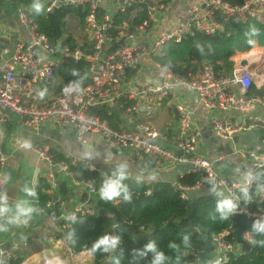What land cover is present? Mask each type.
I'll list each match as a JSON object with an SVG mask.
<instances>
[{"label":"built area","instance_id":"obj_1","mask_svg":"<svg viewBox=\"0 0 264 264\" xmlns=\"http://www.w3.org/2000/svg\"><path fill=\"white\" fill-rule=\"evenodd\" d=\"M119 1V4H114L112 0H44L47 9L45 14H53L69 6L88 9L85 20L88 39L74 52L51 45L46 36L40 33L35 19L29 16L28 8L18 9L19 22L25 27L29 40L22 41L15 47L11 61L1 70L0 123H4L12 115L37 131L42 124L51 121L59 126L72 127L76 142L82 146L99 143L109 149L132 153L139 167L144 157L153 160V167L157 171H169L183 166L184 174L201 176L193 187L175 183L185 201L192 200L194 194L209 188V178L214 179L225 193L237 195L236 191L244 184V173L251 171L257 175L264 168V138L253 146H238L234 141L243 132L256 128L264 130V97L247 94L254 82L251 65L240 67L236 62L231 75L219 77L211 65L205 64L198 76L183 79L177 77L171 69L157 63L153 57L159 55L162 46L168 42L181 43L198 34L220 33L223 31V23L231 18L264 23V0H245L242 5L237 6L223 0H202L201 4L190 6L172 27L148 42L144 41V37L150 31L154 14L167 10L168 7L164 4L150 5L147 19L134 33L130 31L127 22L115 26L113 17L116 12H124L142 0ZM116 28L118 32L112 36L111 30ZM64 57L88 61L90 83L81 85L79 93L66 94L63 91L65 86L58 91L52 90L49 102L44 106L37 105L27 94L30 86L51 87L53 76L60 69ZM146 58L154 60V66L162 80L157 84L143 82L135 93H125L123 84L126 78L131 73L139 75L142 61ZM260 59L264 61L263 56ZM178 86L183 87L191 98L209 111L236 112L242 116L241 121L228 117L212 119L210 126L213 133L224 142L215 159L197 154L202 132L186 107H176L179 131L171 147L165 144L164 134L153 124L158 107ZM122 98L133 101V105L123 115L127 117L125 124H129L128 117L134 118L130 125H124L123 130H114L106 122L88 115V111L94 107L115 108ZM23 145L30 147L38 160L46 165L43 175L48 188L46 209L60 213L58 217L51 218L58 221L61 229L69 227L73 215L96 214V185L92 181L78 179L70 167L84 166L89 172L101 175L100 168L86 160H58L51 149L45 146L29 143ZM8 157L3 150V138L0 135V175L10 176L6 170ZM236 158L241 161L239 173L235 177L223 174L218 165ZM60 177H64L69 189L82 190L86 194V199L78 201L70 210H67L65 195L60 192ZM253 182L248 185L250 189ZM6 185L7 183L0 186V193H4ZM35 199L34 202L38 204V197ZM236 215L255 220L264 217V208H247L240 199L234 216ZM243 239L251 243L247 234H244ZM212 241L215 245V258L211 264H226L231 256H239L243 252L241 245L227 243L224 235L214 237ZM18 251L17 248L0 247V264L16 262ZM200 252L194 253L191 264H199ZM78 260L79 264H85L83 258L79 257Z\"/></svg>","mask_w":264,"mask_h":264},{"label":"trees","instance_id":"obj_2","mask_svg":"<svg viewBox=\"0 0 264 264\" xmlns=\"http://www.w3.org/2000/svg\"><path fill=\"white\" fill-rule=\"evenodd\" d=\"M226 3L237 6L242 5L245 0H223ZM29 5L30 0H20ZM1 3V2H0ZM152 5L151 0H142L124 12L114 14L115 26L127 22L131 32L137 29L148 17V8ZM88 9L86 7H63L53 14L34 16L29 11V16L38 24L41 34L45 35L49 43L60 49L68 48L75 51L83 43L69 30L72 20H77L81 27L85 28V20ZM256 28L258 34L246 36L251 28ZM117 28L111 30V35L117 34ZM248 39L254 40L249 44ZM86 43V41L84 42ZM255 48L264 49V23L254 20L241 21L236 18L228 19L223 23V31L214 35L198 34L181 43L168 42L161 48V53L153 59L165 68L171 69L179 78L190 79L199 75L205 64L211 65L219 77L231 75L236 67L235 58L238 55L248 54ZM60 69L53 76V84L50 90L58 91L71 81L80 80L81 85L90 83L88 77L89 62L85 60L76 61L64 57L60 63ZM76 70L79 75L73 76ZM247 94L249 96L264 97V84L260 87L254 82L251 84ZM133 105V101L122 98L118 106L112 109L106 107H94L88 111V115L106 122L114 130H123L122 119L126 110ZM61 161H69L64 157H57ZM154 165L150 157H144L141 168ZM74 174L78 170L70 167ZM78 173V172H77ZM86 179L91 178L97 187L94 196L96 214L93 216L78 214L76 221H70L69 227L59 230L57 239L63 238L67 247L74 255L89 252L93 257V264H111V254L97 252L92 254L90 248L92 243L104 233L114 232V227L122 226L129 231L124 235L120 248L116 255L120 256L121 264H149L151 254L139 258L135 255L136 249H143L150 240H154L158 247L172 259V264H191L194 261V253L202 251L204 241L213 240L214 237L224 235L227 243L235 244L237 226L234 216L226 221L210 219L214 213L215 197L213 195L194 194L192 200L182 199L181 191L172 183L137 184L126 181L132 195L131 202L116 200L106 202L99 198L98 189L102 177L91 172H82ZM75 175V174H74ZM76 176V175H75ZM258 179L253 182L250 189V199L246 202L243 198L242 204L250 209L264 208V168L257 172ZM78 178V177H77ZM82 180L81 178H78ZM201 179L199 174H182L177 179V184L184 187H193ZM84 180V179H83ZM47 185L44 180L40 181L37 191V208L48 217H58L57 211L46 209L48 195L45 192ZM44 190V191H43ZM258 191V192H256ZM239 196V189L236 191ZM197 202V208L192 218V204ZM39 214H34L31 223L39 219ZM30 223V224H31ZM64 222H62L63 224ZM74 233L73 239H68V234ZM251 239L250 250L243 251L239 256H231L226 264H264V246L257 244L256 240H264V236L252 233L251 228H246L245 233ZM26 243L18 251V260L13 264H22L30 256L31 250L36 249V240L40 235L32 229H28ZM184 235L189 236L188 245L182 242ZM170 243L178 245L177 249L169 248ZM177 257L179 261L177 262Z\"/></svg>","mask_w":264,"mask_h":264},{"label":"crops","instance_id":"obj_3","mask_svg":"<svg viewBox=\"0 0 264 264\" xmlns=\"http://www.w3.org/2000/svg\"><path fill=\"white\" fill-rule=\"evenodd\" d=\"M151 1L153 2L152 4H164L168 9L154 14L150 31L144 37V41L146 42L152 41L160 33L172 27L190 6L202 3V0ZM0 2L1 77V70L5 64L11 61L15 47L20 42L29 40L25 27L21 25L18 19V9L26 7L29 10V5L20 2V0H13L11 2L0 0ZM112 2L114 4L120 3L119 0H112ZM255 50L264 51L262 48H255ZM253 51L249 52V54H242V56H249ZM242 60L243 58L240 56V60L237 63L239 64ZM153 61L152 58L143 59L139 75L136 76L131 73L126 78L123 84L125 93H135L139 85L143 82L157 84L162 80L161 74L154 66ZM263 84L264 78L262 83L257 84V86L260 87ZM43 89H47V93L41 99L37 96V93ZM27 94H29L31 101L36 102L37 105L44 106L52 98L53 92L49 87L45 88L39 85H33L30 86ZM178 105L186 107L192 113L194 123L202 132L201 140L197 146V154L211 159H215L217 152L224 146L223 140L218 138L211 129L212 119L214 117H228L238 121L242 120V116L236 112L209 111L205 109L191 98L183 87L178 86L172 95L160 104L152 120L153 124L164 134L165 144L168 147L173 145L179 131L178 113L176 110ZM126 118V116L122 117L124 125H130L134 121L133 117H128L129 124H125ZM0 135L3 138V150L9 156L6 162V170L10 173V179L5 187L4 193L8 194L10 202L14 201L17 197L24 198V193L20 191L21 187L26 183L31 185V182L35 179L34 187L36 196L27 198L30 199L36 208L37 204L34 201L37 197L40 181L44 180L43 175L46 171V165L41 163L36 153L30 147L24 146V143L48 147L54 156L57 157H64L68 160L78 159L89 161L100 168L102 172H108L111 169V166L104 162L105 154L111 153L113 162H119L121 159L129 162L133 177L138 173L155 174L157 177L155 181L145 179L142 182L144 184L164 182L175 184L177 179L184 174L183 166L169 171H157L153 165L141 168L138 166L132 153L121 150H117V153H115L114 149L106 148L99 143H94L92 146H82L76 142L72 127L59 126L51 121L42 124L35 131L22 123L18 117L10 115L4 123H0ZM263 138L264 132L256 130L244 136L239 135L238 141L235 144L238 146H253L260 143ZM92 140L95 141V138H92ZM89 154L93 158H90ZM240 162V159L236 158L229 162L220 163L218 166L223 174L235 177L240 171ZM73 167L78 170V173H74L76 177L92 181L91 178L86 179L83 175L82 172L84 170L89 173L84 166ZM94 175L97 174H91V177ZM63 178L60 177V192L62 195H65L68 202L67 210H70L78 201H84L86 194L82 190L69 189L67 181ZM129 181L136 182L134 178L129 179ZM47 189L45 190L46 193ZM208 189L199 191L197 195H212ZM38 214L40 218L36 219L34 223L29 221L26 225H10L8 231L0 232V247L3 246L8 249L17 248L20 250L29 236L28 229H32L33 227V231L40 236L36 240V249L31 250L29 258L22 264H79V257L85 260V264H93V257L89 252L74 255L67 247L65 239H57L60 230L57 220L48 217L41 210H39ZM47 251H50L53 258H45Z\"/></svg>","mask_w":264,"mask_h":264},{"label":"clouds","instance_id":"obj_4","mask_svg":"<svg viewBox=\"0 0 264 264\" xmlns=\"http://www.w3.org/2000/svg\"><path fill=\"white\" fill-rule=\"evenodd\" d=\"M29 11L34 16L44 15L47 11L44 0H30ZM258 34L256 28H251L246 36H255ZM249 44H253L254 40L248 39ZM73 76H78L79 73L76 70L72 71ZM63 91L66 94L79 93L81 91L80 80L71 81L68 83ZM47 89L38 91L37 96L41 99L45 97ZM90 156V154H89ZM90 158H93L90 156ZM104 162L111 166L110 171L101 173V183L98 189L99 198L106 202H112L121 200L123 202H131L132 195L129 190V186L126 183L129 179H135L137 184H140L147 180H156V176L153 173H138L135 177L132 176L130 164L127 160L121 159L119 162H113L112 154H105ZM10 177L8 174L0 175V186L8 183ZM258 179L251 171L244 173V184L239 187V196L232 192L225 193L221 190L217 182L209 178L207 183L209 185V193L215 197L214 213L210 214V219L220 221H226L230 217L237 213L239 207V200L243 198L246 202L250 199L249 193L250 185L253 181ZM35 179L30 184H24L20 191L24 193V198L17 197L14 201L10 202V197L7 193H0V232H6L9 230L10 225H26L34 214L39 212L27 197H35ZM264 187V186H262ZM73 222L76 221V217H71ZM251 231L258 236H264V217H260L254 220ZM74 233L68 234V239H73ZM189 236L184 235L182 242L185 246L188 245ZM257 244L264 246V240H256ZM121 237L120 235L109 232L100 235L92 243L90 252L94 255L97 252L111 254V264H121L120 256L116 255L117 250L120 248ZM169 248L177 249L178 245L170 243ZM151 254L149 264H172V259L163 250H161L154 240H150L144 245L143 249H136L135 255L139 258H143ZM177 262L179 257L176 258Z\"/></svg>","mask_w":264,"mask_h":264},{"label":"water","instance_id":"obj_5","mask_svg":"<svg viewBox=\"0 0 264 264\" xmlns=\"http://www.w3.org/2000/svg\"><path fill=\"white\" fill-rule=\"evenodd\" d=\"M239 66L240 67H250V63H249L248 60H244L243 59L239 63ZM234 141L235 142L238 141V136H236L234 138ZM114 152L117 153V150L114 149ZM251 190H253V189H251ZM256 192H258V191H256ZM197 205H198L197 202H194L192 204V209L193 210H192L191 214L189 215V218L193 217V215L195 213V210L197 208ZM95 208L98 209L97 207H95ZM234 219H235L236 226H237V231H236L237 244L242 246L243 251H247L248 252L250 250L251 246L249 245V243H247L243 239V236H244L246 228H251L252 227L254 219H248V218H246L244 216H241V215L234 216ZM114 233L120 235L121 241H122L124 235H128L129 231L127 229H125L124 227H122V226H116V227H114ZM214 248H215V245H214L212 240L207 239V240L204 241V248L198 254L199 264H211L212 263V261L215 258V254L213 252Z\"/></svg>","mask_w":264,"mask_h":264},{"label":"rangeland","instance_id":"obj_6","mask_svg":"<svg viewBox=\"0 0 264 264\" xmlns=\"http://www.w3.org/2000/svg\"><path fill=\"white\" fill-rule=\"evenodd\" d=\"M153 3V2H152ZM69 30L71 32H73V34L79 38V40L84 43L85 41H87L88 37L86 34V30L84 27H81V25L78 24L77 20H72L70 23V27ZM258 54L256 55L255 59H248V56L246 55H239L235 58V62H237L238 60H240V56L244 59V60H248L250 65H251V69L254 71V83L255 84H261L262 80L264 78V61L262 62L260 57L263 56L264 57V51H260V50H255ZM249 54V53H248ZM256 130H260L263 131L260 128H256L253 129L251 131L248 132H243L241 133V136H244L247 133H250L252 131H256ZM59 256V255H58ZM45 258H53L50 251H47L45 254Z\"/></svg>","mask_w":264,"mask_h":264},{"label":"bare ground","instance_id":"obj_7","mask_svg":"<svg viewBox=\"0 0 264 264\" xmlns=\"http://www.w3.org/2000/svg\"><path fill=\"white\" fill-rule=\"evenodd\" d=\"M258 53H256L255 51H253L249 56L248 59H253L254 57H256Z\"/></svg>","mask_w":264,"mask_h":264}]
</instances>
